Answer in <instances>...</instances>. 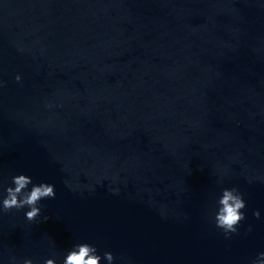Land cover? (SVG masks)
Here are the masks:
<instances>
[{
    "label": "water",
    "instance_id": "obj_1",
    "mask_svg": "<svg viewBox=\"0 0 264 264\" xmlns=\"http://www.w3.org/2000/svg\"><path fill=\"white\" fill-rule=\"evenodd\" d=\"M0 80V191L56 189L39 223L0 213L3 264L83 242L114 264H259L264 0H0ZM231 187L246 220L225 239Z\"/></svg>",
    "mask_w": 264,
    "mask_h": 264
},
{
    "label": "clouds",
    "instance_id": "obj_2",
    "mask_svg": "<svg viewBox=\"0 0 264 264\" xmlns=\"http://www.w3.org/2000/svg\"><path fill=\"white\" fill-rule=\"evenodd\" d=\"M15 82L22 84V75L15 76ZM5 86L0 80V88ZM54 105L49 103L46 108L51 109ZM114 194H118L115 192ZM56 198L55 185L48 182L36 183L32 177L26 174L13 175L8 186L0 191V213L23 212L24 219L28 223H39L42 216V201L54 200ZM246 201L243 193L237 187L222 188L216 197L214 207L211 211V220L214 226L223 234L225 239H231L234 235H239V228L246 220ZM257 219L260 212L254 213ZM43 219L46 221L47 216ZM248 231H251L249 227ZM114 264L115 257L110 252H105L103 256L98 253L95 246L83 242L75 244L64 255L61 264ZM3 264V261H0ZM10 264H33V260L25 258L17 261L14 257ZM44 264H57L56 258H49ZM259 264H264V253L260 254Z\"/></svg>",
    "mask_w": 264,
    "mask_h": 264
}]
</instances>
